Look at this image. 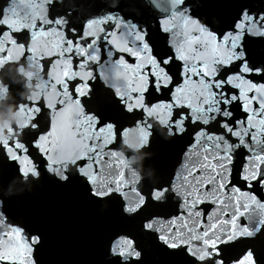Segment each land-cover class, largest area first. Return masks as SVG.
<instances>
[{"label":"water","instance_id":"95a60500","mask_svg":"<svg viewBox=\"0 0 264 264\" xmlns=\"http://www.w3.org/2000/svg\"><path fill=\"white\" fill-rule=\"evenodd\" d=\"M159 3V10L149 7L137 14L136 21L129 15V23L139 22L141 27L147 25L152 31L155 49L160 54L169 51L167 37H172L171 43L176 46L183 44L187 47V37L179 27L178 20L175 22L177 27L169 34L158 31L157 21L171 16L169 0H159ZM6 5L13 7L10 0H0V8ZM16 6L22 7L19 15L24 17L27 12L29 19L45 11L44 0H29L26 5L17 3ZM132 6L133 0H53L47 8V14L49 19L60 16L68 21L69 28L75 26L79 30L93 14L108 12L120 18ZM184 7L193 19H198L202 24L211 21V29L217 34L229 31L242 9L249 10L253 15L264 16V0H186ZM248 25L257 27L260 20L249 21ZM50 31L52 35L45 40L54 54H36L44 71L39 72L32 65L28 59L31 53L23 56L19 63L10 62L0 66V85L6 89L0 92V116L4 119H8L9 109L17 112L19 105L28 106L30 100L27 97L32 92H38L39 98L42 95L50 96L55 103L56 95L52 94L50 87L46 89L45 84L47 70L60 59L55 53L60 50L57 45L63 32L56 35L55 25ZM121 31L127 32V29ZM172 33L176 35L172 36ZM27 35V32H21L15 38L24 42ZM192 35L198 33L192 32ZM125 38L135 47V34L128 32ZM251 40L247 44L249 61L258 67L264 65V37L254 35ZM192 47L197 51L204 50L202 43L193 44ZM126 59L133 62L131 57L126 56ZM101 62L109 74L110 82L123 88L124 81L114 77V61L102 54ZM73 63L78 61L74 60ZM21 66L32 75L25 77L19 71ZM92 70L96 79L90 82L89 95L80 98L81 105L85 113L97 114V122L103 117L104 124L97 123L95 128L87 129L84 117H78L76 106L67 101L63 107L72 112L71 128L66 132L67 141L55 147L52 159L59 162L68 151L80 145V137L75 136L77 125L82 132L95 133L91 140H84L85 144L95 145L103 144V137L107 135V130L100 134L99 127L112 123L113 142L89 153L91 159L84 158L75 166L79 168L86 165V170L96 177V183L87 182L78 173H74L68 181L61 180L46 166L39 167L38 176H23L16 171L17 164L0 153V209H3L7 219V224H0V231L6 232L10 226H18L25 238L38 237L39 243L33 248L34 264H186L179 249L171 248L168 244L187 242L193 251L199 252L203 248L204 232L215 224L218 226L214 233H210L209 239L233 236L231 244L224 247L226 264H234L248 251L253 253L254 264H264V229L252 236L240 235L243 227L250 231H255L254 226L259 227L258 221L264 209L250 197L255 196L256 200L264 203V187L245 183L237 175L242 158L251 155L249 164L244 165L245 174L251 176L252 168L258 163L256 157L264 154V132L254 133L256 139L248 145V151L237 152L234 157L236 163L231 169L230 186L221 188V183L227 184L228 181V161L221 159L213 163V158L219 154L213 141L198 138V142L191 146L192 126H188L183 135L172 137L170 128L159 124L156 116L149 118L139 109L128 112L116 102L112 85L100 78L99 66L93 65ZM127 71L138 72V67ZM172 72H177L176 64L172 65ZM81 74H84L83 70ZM157 74L162 73L157 70ZM246 78L260 81L255 76ZM176 79L179 80V77ZM197 80L198 77L192 78L193 82ZM74 83L79 84L81 81L77 79ZM137 86H140L139 80ZM166 97L167 94L160 99L165 100ZM152 98L155 102V98ZM191 102L195 107L194 97ZM233 112L235 118L246 119L242 109L234 107ZM51 115L45 103L40 116L42 127L48 126ZM23 117L25 123L27 117ZM159 118L168 117L162 111ZM142 121L152 125V133L150 142L138 147L141 143ZM11 125L17 124L11 122L9 127ZM210 127L219 131L215 124ZM7 129L6 138L9 137ZM15 132L17 137L23 135L22 128H16ZM113 151L123 154V165L110 155ZM31 156L38 165L43 164V159L35 149L31 150ZM220 164L225 167H219ZM118 182L120 185L117 189ZM108 186L118 193L106 197L93 194L95 189H106ZM157 187L170 188L172 191L159 200H153L150 192ZM236 188L239 191H235ZM200 201L204 203L200 204ZM237 201L241 205L239 215L236 211ZM142 203L143 207H140ZM242 205H248V210L245 211ZM233 218L237 225L235 232L231 230L230 223H224L231 222ZM162 237L167 238V244ZM128 240L133 242L132 251L139 253L138 258H117L110 249L116 247L117 251L127 250Z\"/></svg>","mask_w":264,"mask_h":264},{"label":"snow or ice","instance_id":"6c2138e0","mask_svg":"<svg viewBox=\"0 0 264 264\" xmlns=\"http://www.w3.org/2000/svg\"><path fill=\"white\" fill-rule=\"evenodd\" d=\"M28 2L29 0H10L13 7L6 5L0 8V66L10 62L19 63L23 56L31 53L28 59L32 65L37 71H44L42 64L37 61L36 54L38 52L46 56L54 54L45 40L52 35L50 29L53 25L56 29L55 34L63 32V37L57 45L60 50L55 53L60 59L47 70L48 79L45 84L46 89L50 87L52 94L56 95L55 103L50 96L42 95L39 101L30 100L28 106L19 105L17 110L27 117L25 123L22 126L11 125L7 129L9 137L0 139V153L17 164L18 173L23 176H34L38 174L39 167L46 166L48 171H53L61 180L68 181L72 179L74 173H78L87 182L96 183V177L86 170V165L79 168L75 166L84 158L91 159L89 153L96 152L98 148L113 142L112 123L99 127V133L104 134L107 130V135L103 137V144L95 145L84 143L85 139L91 140L95 133L82 132L77 125L75 136L80 137V145L68 151L59 162L52 159L55 147L67 141L66 132L71 128L72 112L63 107L67 101L76 106L78 117H84L87 129L95 128L97 123L104 124L103 117L97 122V114L84 112L80 99L88 96L91 91L90 82L96 79L92 66L96 65L100 68V78L112 85L116 102L128 112L139 109L149 118L156 116L159 124L170 128L172 137L183 135L187 132L188 126H192V141L189 142L191 146L198 142V138L213 141L219 153L213 158V163L221 159L228 161V181L227 184L221 183L220 187L230 186L231 169L236 163L234 157L237 152L248 151V145L256 139L254 133L264 132V65L258 67L251 63L247 55V44L252 42L251 38L254 35L264 37V16L253 15L249 10L242 9L230 30L217 34L211 29V21L202 24L198 19L192 18L189 10L184 7L186 0H169L171 16L157 21V29L167 35L177 27L175 22L178 20L179 27L187 37V47L183 44L176 46L171 43L172 37H167L169 51L160 54L155 49L151 29L147 25L141 27L139 22L129 23L127 19L131 15L132 20L136 21L137 14L149 7L159 10L161 8L159 0H133L132 8L120 18L108 12L93 14L79 30L75 26L69 28L68 21L60 16L49 19L47 8L53 0H44L45 11L42 15L37 14L29 19L26 12L24 17H21L19 12L22 7L18 8L16 5L19 3L23 6ZM253 20H260V25L257 27L248 25V22ZM122 29H127V32L121 31ZM21 32L28 34L24 42L15 38L16 34ZM128 32L136 36L135 47L125 38ZM192 32L198 35H192ZM175 35L176 33H172V36ZM69 36L71 38H68ZM199 43L203 44V51H197L192 47L193 44ZM102 54L106 59L114 61L112 63L114 77L124 81L123 88L116 87L115 83L110 82L109 74L101 62ZM126 56L131 57L133 62H129ZM74 60L78 63L74 64ZM173 64L177 65L176 73L172 72ZM137 67L138 72L127 71ZM81 70L84 74H81ZM157 70L162 74L158 75ZM249 76L259 77L260 81L246 78ZM176 77H179V80ZM193 77H198V80L193 82ZM77 79L81 83H74ZM138 80L140 86H137ZM3 91L6 89L0 85V92ZM165 94L166 99L161 100L160 97ZM152 97L155 98V102ZM192 97L196 100L195 107L191 102ZM45 103L52 115L48 126L42 127L40 116ZM234 107L242 109L246 119L235 118ZM162 111L167 114V119L159 118ZM213 124L219 131L212 130L210 126ZM16 128H22V136H16ZM140 131L141 143L137 146L144 147L150 142L152 125L142 121ZM32 149L40 154L43 164L38 165L35 162L31 156ZM110 155L121 165L125 163L122 153L113 151ZM251 159V155L242 158L237 175L245 183L264 187V154L256 157L258 163L252 168V174L249 176L245 174L244 165L249 164ZM218 166L225 167L223 164ZM217 175L220 173L217 172ZM119 185L120 182L117 183V189ZM170 191H172L170 188L157 187L150 192V198L159 200ZM235 191L239 189L236 188ZM115 193L118 191L108 186L106 189H95L93 194L97 197H106ZM250 199L264 209V203L256 200L255 196H251ZM202 203L204 201H200V204ZM237 205L236 211L239 215L241 207L239 201ZM140 207H143V203ZM242 207L247 211L249 206ZM125 210L127 211V208ZM224 223H230L231 230L235 232L237 227L235 218ZM0 224H7L3 209H0ZM258 224L259 227L254 226L255 231L243 227L240 235L252 236L264 229V211ZM217 226L214 224L204 232L203 248L199 252L193 251L187 242L172 243L168 246L179 249L186 259V264H226L224 247L231 244L233 236L209 239L210 233H214ZM146 227L150 228L151 225ZM161 239L167 244V238ZM38 243V237L25 238L23 230L18 226H10L6 232L0 231V264H34L33 248ZM127 243L129 245L127 250L117 251V248L113 247L110 251L117 258L123 257L125 260L130 257L138 258L139 253L132 251L133 242L128 240ZM234 264H254L253 253L246 252L243 258L236 260Z\"/></svg>","mask_w":264,"mask_h":264},{"label":"clouds","instance_id":"9594fccd","mask_svg":"<svg viewBox=\"0 0 264 264\" xmlns=\"http://www.w3.org/2000/svg\"><path fill=\"white\" fill-rule=\"evenodd\" d=\"M19 71L22 72L25 77L32 75V73L26 71L22 66L19 68ZM26 86L31 87V85ZM27 99L39 101V93L32 92ZM11 122H15L17 125L22 126L24 124V117L19 111L13 112L11 109H9V117L7 120L0 116V139L6 138V129L9 127Z\"/></svg>","mask_w":264,"mask_h":264}]
</instances>
